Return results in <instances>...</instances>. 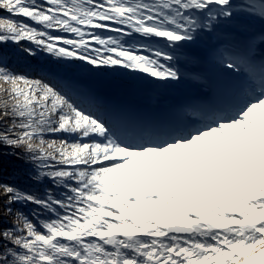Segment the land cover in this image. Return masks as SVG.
Here are the masks:
<instances>
[{
    "label": "snow or ice",
    "instance_id": "snow-or-ice-1",
    "mask_svg": "<svg viewBox=\"0 0 264 264\" xmlns=\"http://www.w3.org/2000/svg\"><path fill=\"white\" fill-rule=\"evenodd\" d=\"M0 264H264V0H0Z\"/></svg>",
    "mask_w": 264,
    "mask_h": 264
},
{
    "label": "trees",
    "instance_id": "trees-1",
    "mask_svg": "<svg viewBox=\"0 0 264 264\" xmlns=\"http://www.w3.org/2000/svg\"><path fill=\"white\" fill-rule=\"evenodd\" d=\"M40 59L43 62L46 58L42 55ZM82 75L94 90L107 99L110 89H112V91H117L118 94L126 98L147 103L155 109H159L164 103L169 104L171 102V96L187 97L193 95L195 92V88L191 89V84L193 82L188 79L187 72L185 73V78L181 81V83L171 85H156L144 79L130 77L119 73L101 74L94 78H88L86 74ZM109 101L122 106L137 115L146 116L150 114L146 110L137 109L133 103L122 105L118 102ZM176 106L178 105H175L174 107ZM25 211H27V209H25Z\"/></svg>",
    "mask_w": 264,
    "mask_h": 264
},
{
    "label": "rangeland",
    "instance_id": "rangeland-1",
    "mask_svg": "<svg viewBox=\"0 0 264 264\" xmlns=\"http://www.w3.org/2000/svg\"><path fill=\"white\" fill-rule=\"evenodd\" d=\"M206 75L208 76L209 79H212L213 78V74L211 73L210 70H208L206 72ZM188 86L190 87V85L188 84ZM191 89L195 88V92L196 94L200 91V88L197 87L196 84L192 83L191 84ZM197 88V89H196ZM112 91V89H110V92ZM112 93V92H111ZM189 97V98H188ZM191 97L190 96H187V98H183L182 97V100L180 98L178 99H172L170 98V103L169 104H162L161 107L158 109V110H152L153 114H151L150 117H158V116H163L165 115L172 107H174L175 105H181L182 104V101H188L190 100Z\"/></svg>",
    "mask_w": 264,
    "mask_h": 264
}]
</instances>
